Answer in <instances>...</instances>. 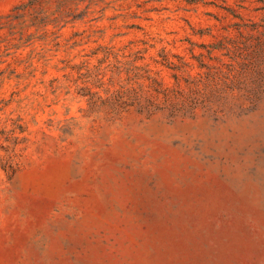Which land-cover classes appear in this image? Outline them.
<instances>
[{
    "label": "rangeland",
    "instance_id": "374dc122",
    "mask_svg": "<svg viewBox=\"0 0 264 264\" xmlns=\"http://www.w3.org/2000/svg\"><path fill=\"white\" fill-rule=\"evenodd\" d=\"M0 264H264V0H0Z\"/></svg>",
    "mask_w": 264,
    "mask_h": 264
}]
</instances>
